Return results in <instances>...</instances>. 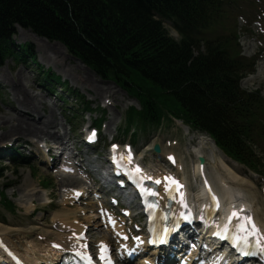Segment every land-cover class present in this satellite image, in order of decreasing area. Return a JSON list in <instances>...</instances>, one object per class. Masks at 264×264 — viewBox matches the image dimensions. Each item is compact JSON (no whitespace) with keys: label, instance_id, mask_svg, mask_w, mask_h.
<instances>
[{"label":"rangeland","instance_id":"374dc122","mask_svg":"<svg viewBox=\"0 0 264 264\" xmlns=\"http://www.w3.org/2000/svg\"><path fill=\"white\" fill-rule=\"evenodd\" d=\"M236 4L230 22L239 36L241 55L248 59L258 57L254 72L243 78L240 85L247 91H259L264 98V0H237ZM162 23L168 35L179 40L171 24L165 20ZM13 42L17 48L31 45V55L35 56L37 65L23 54H18L17 60L7 59L0 67V190H4L8 201L14 206L10 211L0 204V235L21 256L32 247L38 254L44 255L51 249L48 247L50 244L66 243L70 240L72 231L86 226L91 227L90 235L93 239H109L111 235L94 222L93 215L97 206L91 193L98 188L103 190L100 201L107 203L111 195L104 188L110 185L107 175V147L112 138L122 144L133 142L134 131L123 136L125 112L128 108L139 107L126 92L82 67L62 46L48 43L21 29L15 31ZM259 63L260 76L251 79ZM48 69L68 83L69 88L78 91L90 104L93 112H80L81 106L75 97L66 94L58 85H48L42 77V72ZM21 102L37 112L20 108ZM69 112H75L77 116L73 120L75 133L66 121ZM102 114L99 146L89 151H79L80 156L77 148L82 144L80 142L88 130L87 126ZM42 124L48 125L45 130L55 137L27 134L30 125L39 128ZM183 131L174 120L164 121L158 130L148 133L136 131V142L132 143L136 161L146 171H171L184 178L187 193L194 202L191 203L193 209L198 211L200 202L196 198L199 180L192 175V165H196L195 158L200 153L199 156L206 161L205 176L214 190L219 195L223 188L238 194L264 227V178L225 158L218 149L214 152L206 142L209 138L205 134L189 130V135H185ZM154 145L161 147V155L152 152ZM9 149L17 152L13 163L8 158ZM59 151L62 152L59 161L63 165L66 162L76 165H72L73 174H65L61 168L45 166V163H49V158H55ZM170 154L176 157L175 168L167 164L165 156ZM24 163L27 165L20 166ZM85 174H88L89 179ZM68 183H76L84 188L85 198L79 204L70 205L67 197L71 194ZM222 202V206H225V199ZM127 208L132 210L133 216L130 219L139 221L140 218L135 216L139 207L132 195ZM66 213V217H59ZM94 226L97 227L93 228ZM125 228L126 231L133 230L128 225ZM258 229L260 230L259 227ZM199 231L200 228H197L196 233ZM209 246L212 247V244Z\"/></svg>","mask_w":264,"mask_h":264},{"label":"trees","instance_id":"16d2710c","mask_svg":"<svg viewBox=\"0 0 264 264\" xmlns=\"http://www.w3.org/2000/svg\"><path fill=\"white\" fill-rule=\"evenodd\" d=\"M233 1L0 0V67L10 57L17 59L15 26L29 30L62 44L98 77L133 97L140 109L126 111L128 129H157L174 118L208 135L236 163L263 174L264 100L239 85L253 71L254 59L240 55L237 36L227 25ZM156 16L173 23L179 41ZM202 32L216 35L195 37ZM19 52L35 62L30 45ZM44 78L62 85L50 72ZM69 91L82 111H91L82 95ZM0 197L4 207L13 208L3 192Z\"/></svg>","mask_w":264,"mask_h":264},{"label":"bare ground","instance_id":"6f19581e","mask_svg":"<svg viewBox=\"0 0 264 264\" xmlns=\"http://www.w3.org/2000/svg\"><path fill=\"white\" fill-rule=\"evenodd\" d=\"M260 73H261V64H257L256 66V73L255 75L252 76L251 79H253L254 77H257V76H260ZM21 104V105H20ZM24 105V106H22ZM19 106L20 108H28L26 109L27 110H32L33 112H37V111H34V108L32 107H26V103L24 102H21L19 103ZM26 119L28 120H32L33 119H30L28 117H25ZM177 125L182 129L184 130L183 132H185V135H189V131L186 127H184L181 123L177 122ZM45 127L47 128L48 125L46 126V124H42V126L40 125L39 128H34L32 127L31 125L28 127V130H27V134H29L30 136H37V134H40V135H45L49 138H53L55 137V135H52L51 133L48 134V132L45 130ZM57 137V135H56ZM192 137V136H191ZM203 137V136H201ZM205 138V137H204ZM202 138V139H204ZM190 139V138H189ZM201 139V138H199ZM208 139V138H206ZM207 143H209L211 146H212V149L214 152H216L217 150L214 148V145L212 144V142L208 139L206 141ZM196 150V149H195ZM119 152H121L120 150H118ZM200 154V153H199ZM199 154L197 155V157L195 158L196 159V165H192V175L194 178H197L199 180V188H198V196L196 199H198V201L200 202V206H199V211L197 212V216H200V219L201 221L203 222V225L205 227H209V225H211V221L215 220L216 223H214L213 221V224H212V227L211 229H215L216 227L219 228L220 226H222L225 222H227V220H229V217L232 216V213L235 211L237 213H243V215H239L240 217H243V216H248V217H252L253 216L255 217L254 213L252 211H250L248 208H247V202L243 199H241L238 194H236L235 192L229 190V189H226V188H223L221 191H222V194L219 195L217 191L214 190L211 182L208 180V178L205 176V165H206V161H204V164L201 165L199 163V158H201V156H199ZM170 158H173V156H171ZM203 158V157H202ZM176 161V160H175ZM136 163V162H135ZM177 166V163H175V167ZM178 170V168H176ZM206 170V169H205ZM207 172V171H206ZM147 175H151V174H147ZM196 176V177H195ZM178 183H179V188H175V187H171L169 191V197L170 198H174V199H177L178 203H181L183 205H186L188 207V209L192 212L193 211V207L191 203H194L191 201L190 199V196L187 195V183L185 181L184 178H181L180 180H178ZM204 183L207 184L208 186V189L205 187ZM32 184V183H31ZM33 185V184H32ZM224 185V184H223ZM68 186H72V187H78V184L76 183H68ZM228 188V187H227ZM174 189H178V192H179V195H178V198L176 197L175 195V191ZM80 190L83 191L84 193V188H81L80 187ZM173 191V192H172ZM172 192V193H171ZM175 192V193H174ZM164 194H159V197L163 196ZM84 197V196H83ZM215 197V200L216 202L213 201L212 198ZM223 199H225L226 201V205L225 206H222V201ZM218 202V211L216 213V215L213 214V205L214 204H217ZM64 210L68 211L67 209L64 208ZM69 214V213H68ZM62 216H59V217H66L67 216V213L66 214H61ZM214 216L212 219L211 217ZM216 217V218H215ZM211 219V220H210ZM237 219V218H235ZM254 219V218H253ZM209 220V221H208ZM255 220V219H254ZM257 220V219H256ZM254 223H256L257 225V222L254 221ZM259 223V222H258ZM260 227V226H259ZM257 228H258V225H257ZM210 229V230H211ZM259 230V229H258ZM261 230V231H260ZM260 230L259 232L261 233L262 235V232L264 231V227H260ZM264 233V232H263ZM180 236V234H178V237ZM263 237V235H262ZM182 239L179 240V245L180 242H181ZM258 241L260 242L261 241V238L259 237L258 238ZM187 242V240H185V243ZM29 245V244H28ZM56 245H61V247H65L64 245L62 244H56ZM71 245V244H70ZM70 245H67L66 247H70ZM50 247V245L48 246ZM27 248V247H26ZM179 248H181V246H179ZM17 252V251H16ZM53 252H56V251H53V250H49L48 252L44 253V255H41V254H38L34 247L32 248H29V250H27V254L25 253L22 257L23 259L27 262V263H34V264H39V263H43V261L45 259H50L52 258L51 256L52 255H55V256H58L60 255V253L56 252V253H53ZM19 253V252H17ZM52 254V255H51ZM1 256V255H0ZM26 256V257H25ZM122 258L125 259L124 256H122ZM147 261L145 260L143 263L141 264H146Z\"/></svg>","mask_w":264,"mask_h":264},{"label":"snow or ice","instance_id":"6c2138e0","mask_svg":"<svg viewBox=\"0 0 264 264\" xmlns=\"http://www.w3.org/2000/svg\"><path fill=\"white\" fill-rule=\"evenodd\" d=\"M116 146H114V150H115ZM123 159V157H121ZM139 171V169H137ZM215 199V197H214ZM217 206H218V202H217ZM233 218H239L241 220V223H239L236 227H237V231H238V236H239V233H244V235L242 237H239L243 240H247V235L249 234H258L259 233V230L257 228V226L255 225L254 222H252V218L251 217H248V216H243V217H240L239 216V213L237 212H233L232 213V216L229 217V225L231 223V220ZM249 224L251 225V227L249 228ZM229 225H226L225 226V231H229ZM219 234V233H218ZM161 242H163V240H161ZM247 254V253H245Z\"/></svg>","mask_w":264,"mask_h":264},{"label":"water","instance_id":"95a60500","mask_svg":"<svg viewBox=\"0 0 264 264\" xmlns=\"http://www.w3.org/2000/svg\"><path fill=\"white\" fill-rule=\"evenodd\" d=\"M154 151H155L156 153H159V148H158L157 146H155V147H154ZM199 161H200L201 164L204 163V160H203L202 158H199Z\"/></svg>","mask_w":264,"mask_h":264}]
</instances>
